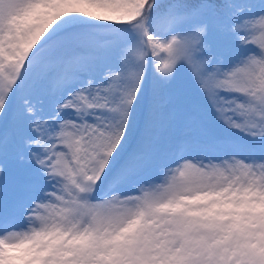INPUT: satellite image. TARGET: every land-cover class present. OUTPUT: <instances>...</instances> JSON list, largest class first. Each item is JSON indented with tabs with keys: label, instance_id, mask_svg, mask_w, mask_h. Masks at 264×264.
Wrapping results in <instances>:
<instances>
[{
	"label": "snow or ice",
	"instance_id": "snow-or-ice-1",
	"mask_svg": "<svg viewBox=\"0 0 264 264\" xmlns=\"http://www.w3.org/2000/svg\"><path fill=\"white\" fill-rule=\"evenodd\" d=\"M0 264H264V0H0Z\"/></svg>",
	"mask_w": 264,
	"mask_h": 264
}]
</instances>
